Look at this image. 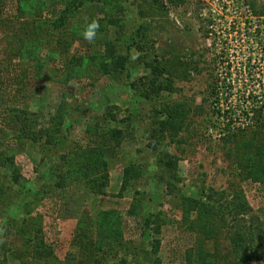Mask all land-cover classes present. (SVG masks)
I'll return each instance as SVG.
<instances>
[{"label":"rangeland","instance_id":"374dc122","mask_svg":"<svg viewBox=\"0 0 264 264\" xmlns=\"http://www.w3.org/2000/svg\"><path fill=\"white\" fill-rule=\"evenodd\" d=\"M91 19L100 28L90 44L80 33ZM222 46L233 82L225 117L208 96ZM263 49L264 0H0V264H264V183L237 173L247 150L264 157V140L224 143L210 126L225 121L244 76L264 82ZM249 85L262 102L264 83ZM58 122L68 150L48 142ZM101 140L113 145L104 157L88 150ZM82 156L97 168L85 174ZM236 196L244 212L231 218ZM137 201L158 214L146 241L127 213ZM242 227L253 238L245 251L234 241Z\"/></svg>","mask_w":264,"mask_h":264},{"label":"trees","instance_id":"16d2710c","mask_svg":"<svg viewBox=\"0 0 264 264\" xmlns=\"http://www.w3.org/2000/svg\"><path fill=\"white\" fill-rule=\"evenodd\" d=\"M68 5L66 4V7ZM64 15L62 14L61 20L65 21L68 12L66 10H63ZM241 16L239 14L234 15V18L230 20L229 24L232 26L234 29L235 27H239L240 21L237 20ZM210 21L214 22L213 19H210ZM110 24H114V20L109 21ZM139 30V29H138ZM137 33V31H136ZM223 45V44H222ZM243 46L239 47V54H242V57H244L246 60L251 59V50L248 48H243ZM249 50V51H248ZM213 54L215 55V61L211 65V75H210V81L208 83V96L211 97L215 103V108L218 110H215L216 114L220 115L223 114L224 117L227 115V111L221 112V101L228 100L226 96H230L231 91H233V88L231 85H233V82H230L228 80V74L231 73V65L229 62H227L226 57L222 58L227 55V49L222 46L219 48L218 53L215 52V49L213 50ZM264 52V49L262 50ZM117 64L123 65L125 61V57L123 55H118L116 56ZM229 61V60H228ZM262 73L264 74V63L263 66L261 67ZM247 81H250L253 83V85H257L255 87H259V85H263L264 82H257L256 80H253L251 78H248L247 76H244L242 79L241 83L238 84V86L244 85V90H241L240 95L236 100L232 103L229 104L227 107L228 110V116L225 119V121L219 122L217 118L215 119V122L211 123L210 126L213 127H220V131H222L224 138V143H226L229 140L234 141L235 143L241 144L242 146L246 145L249 146L251 145L250 142L254 141L256 142L257 135L262 136V140H264V97H261L260 103H254L252 102L251 98H254L252 96H249L253 93H255L258 90H254L251 88V85L247 87ZM264 81V80H263ZM259 90H262L264 93L263 88H258ZM223 97H225L223 99ZM213 106V107H214ZM247 109H250V112L247 113ZM246 112V113H245ZM168 114L171 116L172 111H168ZM223 122V125H222ZM163 125L167 126H172L171 121H163ZM63 129H61L60 123H55L53 126L52 130V139H49V143L54 141L56 143V146H58L59 149H69V143L65 141L64 135L65 133L62 132ZM64 131V130H63ZM252 131L253 134L252 136H248V133ZM121 131L120 130H114L112 133V137L118 138L120 137ZM49 137V135L46 134V139ZM50 138V137H49ZM56 138V140H54ZM113 145H104L103 141L101 140V146L99 147H88V150L92 151L93 154L99 155V157H104L105 153L110 154V149ZM246 149V148H245ZM248 151V160H249V166H247L244 169L240 167V163L237 164L239 165L241 171H238V175L240 176L241 179H251L254 182H261L264 183V180L261 179V170H260V162L264 161V157L259 159V156L262 155V150L261 149H249ZM236 157V156H235ZM236 159H238L236 157ZM82 160V161H81ZM78 161L79 165H82L83 161H85V167L83 169V172L86 174L88 169L92 168H97L95 164H98L96 160H93L92 157H83L82 159ZM239 162V161H238ZM95 163V164H94ZM2 164H14L12 156H5L2 159ZM171 164L168 165L170 167ZM128 168H126L125 171H127ZM21 169L14 167V171L11 172L13 175L6 177L9 182H12V184H16L18 182V179L21 176L20 173ZM4 178V177H2ZM4 178V179H6ZM91 178V177H90ZM101 178V177H100ZM89 179V178H88ZM87 179V180H88ZM96 179L90 180V181H95ZM237 197V196H236ZM240 197H237L236 199L237 202L235 203L233 199L229 200V206H228V214L231 215L233 218L235 215L238 216L240 213L244 212L243 204L241 203L242 201H239ZM183 200L188 202L189 199L184 198ZM218 200V199H217ZM200 201V199H199ZM216 201V200H215ZM19 200L17 201V203ZM201 202V201H200ZM11 203H13L11 201ZM195 204H198L197 201H194ZM204 203V202H203ZM15 204V203H13ZM200 209L199 207H197ZM207 208V213L209 215H214L218 211L214 208V204H206ZM219 208V207H218ZM127 213L132 216H138L139 218V230L140 236L143 237V241H146V238L148 237V232L149 230H152L154 233H159V226L155 224V218L157 215L153 214V212L147 211L146 207L143 204H140V202H132L130 208L128 209ZM153 217V218H151ZM2 221V220H1ZM4 223L0 222V232L2 228L4 227ZM97 228L100 229L99 223L97 224ZM196 229V228H195ZM209 233V232H207ZM235 235H234V241L236 242V247L243 246L244 251L245 248L247 247V244H251L253 242L252 238V233L250 231L246 232V230L242 227L238 231L235 230ZM81 235V234H79ZM89 241V239H87ZM150 241V240H149ZM149 241H147L149 243ZM152 246L156 249L158 246V241L157 239H154L151 241ZM134 246H132L133 248ZM253 252L254 250L249 247ZM246 253V252H245ZM133 257H134V252H133ZM132 257V258H133ZM248 258H243V259H252L254 260L255 258H251V255L247 253ZM142 258V257H140ZM134 261L136 258H133ZM132 259V260H133ZM140 261V259L138 260ZM211 264H215L214 261H209Z\"/></svg>","mask_w":264,"mask_h":264},{"label":"clouds","instance_id":"9594fccd","mask_svg":"<svg viewBox=\"0 0 264 264\" xmlns=\"http://www.w3.org/2000/svg\"><path fill=\"white\" fill-rule=\"evenodd\" d=\"M99 28H100V24H99L98 20H96V19L88 20V22L83 27V30L80 33V35L88 43H90V44L94 43L96 38H97ZM139 55H140L139 53H135V54L131 55L129 58L132 61H135L139 58ZM0 242H2V241H0Z\"/></svg>","mask_w":264,"mask_h":264},{"label":"built area","instance_id":"2783aa9c","mask_svg":"<svg viewBox=\"0 0 264 264\" xmlns=\"http://www.w3.org/2000/svg\"><path fill=\"white\" fill-rule=\"evenodd\" d=\"M236 14H239V12H236ZM234 15H235V13L233 14V18H234ZM239 15H240V14H239ZM214 19H215V18H214ZM214 19H213V20H214Z\"/></svg>","mask_w":264,"mask_h":264}]
</instances>
